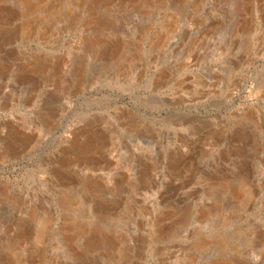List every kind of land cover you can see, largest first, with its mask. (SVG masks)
Instances as JSON below:
<instances>
[{
	"label": "rangeland",
	"instance_id": "374dc122",
	"mask_svg": "<svg viewBox=\"0 0 264 264\" xmlns=\"http://www.w3.org/2000/svg\"><path fill=\"white\" fill-rule=\"evenodd\" d=\"M0 264H264V0H0Z\"/></svg>",
	"mask_w": 264,
	"mask_h": 264
}]
</instances>
